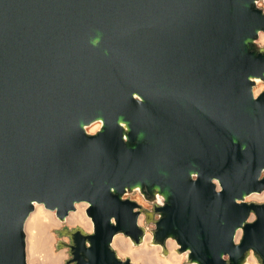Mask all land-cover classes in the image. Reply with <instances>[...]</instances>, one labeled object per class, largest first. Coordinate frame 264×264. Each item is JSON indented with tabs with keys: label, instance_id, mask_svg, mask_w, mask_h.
I'll use <instances>...</instances> for the list:
<instances>
[{
	"label": "water",
	"instance_id": "water-1",
	"mask_svg": "<svg viewBox=\"0 0 264 264\" xmlns=\"http://www.w3.org/2000/svg\"><path fill=\"white\" fill-rule=\"evenodd\" d=\"M259 1L0 0V264H27L34 202L88 203L65 264H132L111 241L139 245L141 213L187 263L264 264Z\"/></svg>",
	"mask_w": 264,
	"mask_h": 264
},
{
	"label": "bare ground",
	"instance_id": "bare-ground-1",
	"mask_svg": "<svg viewBox=\"0 0 264 264\" xmlns=\"http://www.w3.org/2000/svg\"><path fill=\"white\" fill-rule=\"evenodd\" d=\"M256 42L259 45L264 44L263 32H259ZM253 80L255 82L253 86V95L257 96L264 90V79L255 78ZM100 126L101 122L95 121L87 127V131L93 133ZM132 192H138L143 197L138 188L133 189ZM143 198L137 196L133 201L138 205L145 206ZM156 198L157 203H161V196L157 195ZM245 200L264 203V189L261 192L249 194L245 197ZM87 206V202L75 203L74 210L69 211L64 220H60L53 210L46 209L42 204L34 202L33 210L29 213L24 223L25 259L27 264H64L63 262L67 259V253L63 250L59 252L56 250L55 244L57 238L53 230L60 228L65 222L70 227L79 226L85 232H91L93 224L90 217L86 214ZM143 215L144 214H140L138 216L139 225H142ZM252 216L253 214L249 216V219H253ZM241 234L242 230L238 229L234 237L235 242H238ZM42 235L45 237H42ZM151 240L152 236L145 230L142 242L138 246H134L129 237L122 233H117L112 238L111 246L118 256H129L132 261L139 262L140 264H160L158 258L162 260L163 264H184L182 256L175 253V249L178 245L174 239L167 238L164 242V246L153 243H151V246L149 245V242H152ZM153 245L155 246L153 247ZM135 247H139V249ZM164 248L169 250L170 256L166 258L158 255L156 257V253L158 254L160 251L163 253ZM178 254H187V252ZM244 264H256L254 255H252L251 252L247 256Z\"/></svg>",
	"mask_w": 264,
	"mask_h": 264
},
{
	"label": "rangeland",
	"instance_id": "rangeland-1",
	"mask_svg": "<svg viewBox=\"0 0 264 264\" xmlns=\"http://www.w3.org/2000/svg\"><path fill=\"white\" fill-rule=\"evenodd\" d=\"M260 8H262L263 10H264V2L262 1V0H260L259 1V5H258ZM257 87V86H256ZM137 196H139V197H141V198H143L138 192H132V193H130V194H126V195H124V197L125 198H129V199H131V200H134V198H136ZM143 200H144V202H145V206L143 205V206H141L144 210H146V211H151V209H152V203L151 202H149V201H146L144 198H143ZM246 202H251V200L249 201V200H245ZM254 202V201H253ZM261 203H263V202H261ZM55 212V211H54ZM141 214H143V213H141ZM253 219H255V216H254V214H253ZM153 218H157V216L156 215H154L153 216ZM253 219H249V221H251V220H253ZM142 225L141 226H143V227H145V230L152 236V233H151V229H153L154 228V224L151 222V221H149L148 223H146L145 222V215H143V220H142V223H141ZM76 227H79V226H73V227H70L67 223H63V225L60 227V228H58V229H54L53 230V232H54V234H55V236H56V238H57V242H56V244H55V248H56V250L59 252V251H65L66 253H67V259H69L70 258V254H69V248L67 247V246H59L57 243L59 242V241H63V242H65V243H70V238H69V236H67L66 234H61L60 233V231L61 230H65V229H68V230H72V229H74V228H76ZM79 228H81V227H79ZM82 229V228H81ZM83 230V229H82ZM84 231V230H83ZM45 235V234H44ZM42 237H45V236H43L42 235ZM149 245H151L152 246V244H151V242H149ZM166 245V244H165ZM135 246V245H134ZM138 246V245H137ZM155 245H153V247H154ZM140 247V246H139ZM139 247H135L136 249H139ZM178 248V247H177ZM177 248L175 249V253L177 254V255H179V256H182V261H183V263L184 264H193V263H187V261H186V254H178L177 253ZM165 251H166V254L164 255L161 251L157 254L156 253V257L159 255L160 257H169L170 256V252H169V250L166 248L165 249ZM252 253V252H251ZM253 255V254H252ZM121 259H124V258H126V257H128L129 259H130V262L132 263V264H140L139 262H136V261H132V259L129 257V256H124V257H122V256H119ZM67 259H65V261L67 260ZM254 259H255V261H256V264H258L257 263V260H256V258L254 257ZM65 261L63 262L64 264H65ZM158 261L160 262V264H163V262H162V260H160L159 258H158ZM70 264H75V263H70Z\"/></svg>",
	"mask_w": 264,
	"mask_h": 264
},
{
	"label": "built area",
	"instance_id": "built-area-1",
	"mask_svg": "<svg viewBox=\"0 0 264 264\" xmlns=\"http://www.w3.org/2000/svg\"><path fill=\"white\" fill-rule=\"evenodd\" d=\"M257 5H259V2L257 3Z\"/></svg>",
	"mask_w": 264,
	"mask_h": 264
}]
</instances>
